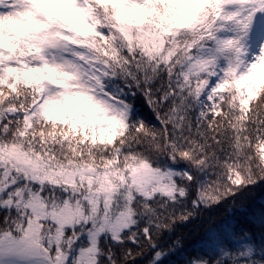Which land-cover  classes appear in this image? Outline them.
<instances>
[{"label": "snow or ice", "instance_id": "6c2138e0", "mask_svg": "<svg viewBox=\"0 0 264 264\" xmlns=\"http://www.w3.org/2000/svg\"><path fill=\"white\" fill-rule=\"evenodd\" d=\"M257 189L264 0H0V264H264Z\"/></svg>", "mask_w": 264, "mask_h": 264}, {"label": "trees", "instance_id": "16d2710c", "mask_svg": "<svg viewBox=\"0 0 264 264\" xmlns=\"http://www.w3.org/2000/svg\"><path fill=\"white\" fill-rule=\"evenodd\" d=\"M261 195H264L260 189H257L254 193L256 198H259ZM225 209H220L216 212L205 213L203 221L197 222V230L193 231L188 237L187 244H195L197 247H200L199 241L205 238L206 232L210 229H214L219 223L222 222L223 213Z\"/></svg>", "mask_w": 264, "mask_h": 264}]
</instances>
